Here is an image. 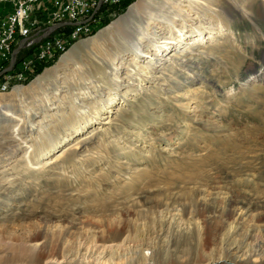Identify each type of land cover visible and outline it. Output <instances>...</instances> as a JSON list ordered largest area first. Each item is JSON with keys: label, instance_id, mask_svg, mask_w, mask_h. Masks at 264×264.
<instances>
[{"label": "rangeland", "instance_id": "obj_1", "mask_svg": "<svg viewBox=\"0 0 264 264\" xmlns=\"http://www.w3.org/2000/svg\"><path fill=\"white\" fill-rule=\"evenodd\" d=\"M139 1L108 12L21 94L0 93V191L11 198L0 200V264H57L51 255L92 264L97 243L122 246L118 264H264V0H207L213 39L164 52L177 61L141 83L128 73L133 52L117 53L149 23L145 9L129 14ZM153 1L157 15L174 10ZM100 68L123 80L86 100L91 117L106 106L101 119L62 137L41 171L28 169L26 151L46 142L37 124L56 139L74 114L68 93L82 99Z\"/></svg>", "mask_w": 264, "mask_h": 264}, {"label": "bare ground", "instance_id": "obj_2", "mask_svg": "<svg viewBox=\"0 0 264 264\" xmlns=\"http://www.w3.org/2000/svg\"><path fill=\"white\" fill-rule=\"evenodd\" d=\"M167 1H169L170 3L173 1L175 2L174 4L171 5V6H173L174 10L172 12H170L169 10H165L163 12V14H160V15H157V13H156L158 11L153 6L154 3L156 4V2H154L153 0H140L137 4H135L131 8L129 14L135 10L140 11V10L145 9V10H147V16L146 17L150 18V19H148L149 23H145V25L147 27L146 26L141 27V29H139L138 32H135V30H133V28H132L131 32L128 31L126 33L127 37H125V40L122 39V40H120L122 42L119 41L121 43L122 48H121V50H118L117 53H120V55H121V52L122 51L124 52L125 48H127V50H130L133 52L132 56H133L134 62L129 63L128 66L131 67L132 69H131V71L128 70V73H129V75H131L132 78L134 76H136L137 77L136 80H138L139 83H141L143 81V78L145 79L149 75L152 76V73H154L155 69H157L160 65H163L167 60L168 61L170 60V59H167L165 57L166 55L164 52H170L172 50L174 52H176L177 50L178 51L181 50L182 47L185 48L188 44L185 42L187 40L192 39L193 37L194 38L196 37V39H195L196 41H194V44H199V42H204V41H207L209 39H213V37L215 35V30H214L216 27L215 25L210 24V27L204 26L205 22L203 21L204 20L203 18H205V16H204L205 15V9L211 10V8L208 5L209 2L207 0H167ZM201 1H205V2H207V4H203ZM169 2H166V3H169ZM184 3H186V5H184ZM167 6H169V5H167ZM211 6H214L213 2H212ZM231 9H235V8L232 7ZM112 27L113 26H108L106 28V30H110ZM123 28L121 27V29L118 30V32H119V33H117L118 36H120V34L122 35V33L124 32ZM218 28H219V26H218ZM205 33L207 35H209L206 39H205V35H206ZM123 38H124V36H123ZM127 42H129L131 47L130 46L126 47L125 43H127ZM76 47L77 46H75V48ZM186 48H188V47H186ZM74 49H72V52ZM183 50L179 51V54H181ZM69 54H70V51L67 53H64L62 55H59L57 58L62 57L61 58L62 62H65V59L69 58ZM116 58H117V55L114 54L113 57L111 58V61L113 59H116ZM175 61H177V59H172V61H171L172 64ZM135 63L138 64L136 67L133 65ZM139 63H141V64L139 65ZM112 65H114L113 62H112ZM114 68L116 69L115 72L117 73V70H119V68H117V66H114ZM52 69L53 68H50L44 74L40 75L35 81H33V83H31V86L33 84H35L37 87H40L41 81L47 80L49 78V76H50L49 74L52 72ZM98 71L99 72L97 73L98 76L96 77V81H90V83L88 85H85L84 89L86 88L87 91L82 92L84 94L82 99L80 97H78L79 93L78 94L73 93V92L68 93V99L67 100L70 104L69 107L74 112V114H73L72 118L70 119V122L66 123L68 128H66V130L63 131L61 134L59 133V136H57L56 139H52V136L50 134L51 130L49 128L50 126L44 125L45 123H43L42 121L37 124V128H39L40 131H42V134H43L42 136H44L46 138V142L42 140L43 137L41 138V136L38 135L39 139H41L43 142L41 144L38 143L40 145H37V146H36V144L30 146L31 150H33V151H26L25 157H27V159H26L27 164L26 165H28L27 166L28 169L29 168L33 169V171H36V172L41 171L43 169V167L45 166L42 163V161H43L42 159L48 158V156L57 148V144L60 142L62 137H69V135H71L72 132H75L76 134H80L82 129H86L87 127H90V125L93 124L94 119H98V118L101 119L100 115L103 113L102 111L107 110V109H105L106 106L105 107L102 106L100 108V104H98L97 107L100 108V110L99 111L97 110V112L95 113V117L94 116L91 117V115L89 113L91 112V109L93 106L91 108L88 106V108L86 109L85 108L87 105L86 100L87 99L89 100L93 96H96L97 92L99 91V87L101 88L102 85L108 86L109 88L112 87L113 85L119 86L123 80L117 74H114L112 76L113 78L108 76L109 75L108 72L103 68H100V70H98ZM129 75L127 74V76H129ZM131 77L129 79H131ZM110 78L113 79V81H114L113 83L111 82ZM9 88L10 87L0 85V93L7 92V90ZM11 88H15V87H11ZM13 90L15 92H17L18 94H21L23 92V89L21 87H18V86H16V88ZM113 94H115V93H113ZM119 99L120 98H118V100ZM106 102H107V104H110L109 106H112V104L114 102H116V100L115 99H108V100H106ZM122 105H123V101H122L121 106ZM97 116H99V117H97ZM45 118H47V116H45ZM106 118H108V120L104 121L103 124H107L111 120L110 116L104 117V119H106ZM62 120H64V119L62 118ZM16 135H18V131H17ZM19 137L21 138V136H19ZM80 137H79V139H80ZM81 141L79 140L77 144H79ZM31 152H33L32 157H31ZM56 157H57V155H56ZM39 167H40V169H39ZM23 171H21V172H23ZM23 173H19V175H21V174L23 175ZM3 179L4 180L9 179L6 175V173H3ZM1 188L2 187H0V190H1ZM3 198L7 199L8 201L11 200V198L9 196H7L6 194H4L0 191V200ZM47 230H49V228L46 226V231ZM55 230H58L59 232L63 231L61 227H57V226H56ZM65 231H68V229H65ZM93 245H94L95 249L97 248V250H95V251L94 250L93 251L87 250V253H89L88 257H90V259H91V257L94 258V263H92V264H95V263L96 264H106V262H111L112 264H118L117 261H121V259H120L121 255L119 254V250H122V248H123L122 246L117 245V244L105 245L102 243H100V244L97 243V244H93ZM37 246H38V243L35 242V243L31 244V249H35ZM229 253L231 254V252H229ZM261 254L263 255V253H261ZM51 256L52 257H50L51 259L49 262L55 261L57 264H71V262H72V261H69L68 258H65V257L59 258L55 255H51ZM144 256H145V254H144ZM88 257H84L83 260H88ZM145 257H148V256L146 255ZM88 261H91V260H88ZM46 263H48V262H46ZM86 264H91V263L88 262Z\"/></svg>", "mask_w": 264, "mask_h": 264}, {"label": "built area", "instance_id": "obj_3", "mask_svg": "<svg viewBox=\"0 0 264 264\" xmlns=\"http://www.w3.org/2000/svg\"><path fill=\"white\" fill-rule=\"evenodd\" d=\"M123 1L0 0V85L25 84L39 65L56 60L100 29L106 14H115Z\"/></svg>", "mask_w": 264, "mask_h": 264}, {"label": "trees", "instance_id": "obj_4", "mask_svg": "<svg viewBox=\"0 0 264 264\" xmlns=\"http://www.w3.org/2000/svg\"><path fill=\"white\" fill-rule=\"evenodd\" d=\"M130 1L131 0H125V1L122 2V4L119 6V11L121 10L120 13H123V12L126 11V9H127L128 5H129ZM109 21H110V19H106L105 20V24H107ZM105 24H103L102 26H104ZM54 61H50V62L43 63V64L39 65L36 68V70L34 71V73L29 77V79L27 80L26 83H28L30 81V79H33L36 75L40 74L44 70L45 67H48V66L52 65L54 63Z\"/></svg>", "mask_w": 264, "mask_h": 264}, {"label": "water", "instance_id": "obj_5", "mask_svg": "<svg viewBox=\"0 0 264 264\" xmlns=\"http://www.w3.org/2000/svg\"><path fill=\"white\" fill-rule=\"evenodd\" d=\"M131 6V5H130ZM120 17V16H119ZM21 47H18L17 49H15V51L13 52L12 54V58H11V61H10V65H9V69L8 70H11L16 62V57H17V53L18 51L20 50ZM4 72V71H3ZM2 72V73H3Z\"/></svg>", "mask_w": 264, "mask_h": 264}]
</instances>
